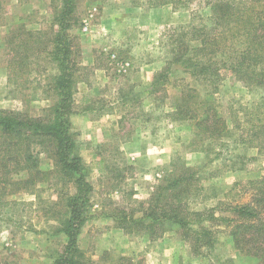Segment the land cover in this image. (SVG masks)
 <instances>
[{
    "label": "rangeland",
    "instance_id": "1",
    "mask_svg": "<svg viewBox=\"0 0 264 264\" xmlns=\"http://www.w3.org/2000/svg\"><path fill=\"white\" fill-rule=\"evenodd\" d=\"M67 5L72 6L69 32L77 60L79 36L103 37L109 45L98 48L104 56L101 64L108 68L107 77L112 80L110 88H117L118 83L126 86L130 78L135 81L128 100L115 107L122 114L120 134H106L101 156L107 171H98L92 155L86 156L88 165L82 160V172L92 191L90 218L77 236L80 252L74 257L75 264H257L256 259L233 247L226 232L217 233L216 245L207 255L195 256L173 230L151 240L145 232L116 227L109 216L121 211L141 215L158 181L183 166L199 167L201 171L198 184L202 189L191 204L195 209L209 207L218 199L245 202L253 192L251 185L236 183L264 176V150L237 143L235 136L215 142L200 139L192 122L171 121L166 116L172 109L170 102H177L175 92L195 87L202 97L209 89L206 83L174 65L163 85L153 91L154 75L172 59L170 28L208 21L209 8L197 0H72L69 4L67 0H0V108L40 115L52 103L53 97L43 90L56 72L47 52L57 30L53 20L61 9H68ZM93 7L98 13L91 30L84 33L82 18ZM110 14L126 17V24L120 21L115 28L101 25V19ZM147 75L151 77L148 85ZM106 90V94H112L113 89ZM214 97L231 126L238 122L247 126L246 113L264 97V90L243 86L228 75ZM72 131L77 142L78 133ZM136 132L146 143L142 156L120 150ZM35 152L38 167L52 170V158L38 147ZM24 175L25 171L15 170L13 162L6 169L0 166V264H53L67 240L64 234L55 232L58 222L52 217L54 211L63 210L62 186L53 173L33 191H16L19 187L9 180ZM120 256L126 259L120 261Z\"/></svg>",
    "mask_w": 264,
    "mask_h": 264
},
{
    "label": "trees",
    "instance_id": "2",
    "mask_svg": "<svg viewBox=\"0 0 264 264\" xmlns=\"http://www.w3.org/2000/svg\"><path fill=\"white\" fill-rule=\"evenodd\" d=\"M195 1V0H188ZM68 4L72 0H67ZM209 8L208 21L193 26L170 28V53L167 67L152 80L153 91L159 89L172 66L209 86L201 97L196 88L175 92L177 102H170L166 112L171 121H190L200 139L212 142L233 138L246 147L264 150V97L248 110L247 126L230 125L218 109L214 94L225 77L251 89L264 90V0H197ZM60 10L53 22L57 27L52 47L47 52L56 72L43 87L53 97L40 115L26 110L0 108V166L13 162L15 170L25 175L11 181L16 191H33L47 174H55L61 184L62 209L54 211L56 233L66 236L64 249L53 264H75L79 254L77 236L90 218L88 204L92 185L82 172L83 161L77 152L70 116L78 111L74 99L77 53L73 51L71 33L72 6ZM191 34L189 38H186ZM37 55V54H36ZM29 58V57H28ZM235 117V115H233ZM235 122V120H234ZM52 158L53 169L38 167L35 148ZM200 168L183 166L158 181L148 196L141 215L111 213L116 227L129 232H145L153 240L173 230L195 256L208 254L217 242V233L226 232L233 247L245 256L264 264V176L247 182L253 192L245 202L224 200L202 209L191 206L202 189ZM19 174V173H18ZM44 176V177H41ZM126 259L123 256L119 260Z\"/></svg>",
    "mask_w": 264,
    "mask_h": 264
},
{
    "label": "crops",
    "instance_id": "3",
    "mask_svg": "<svg viewBox=\"0 0 264 264\" xmlns=\"http://www.w3.org/2000/svg\"><path fill=\"white\" fill-rule=\"evenodd\" d=\"M115 6L112 4V7ZM120 21H122V25L124 26L127 22L126 17L116 18L113 14H110L101 19L100 22L101 25H105L108 28H115L116 26H120ZM104 41H107V39L103 37L99 38L94 34L83 37L79 36L78 38V47L80 48L78 59L79 67L76 71L74 93L78 111L70 116V121L72 129L78 133L77 148L79 156L86 165L90 163L86 159V156H94L93 159L99 165L98 171L106 172V162L101 156L104 154L102 153V149L107 137L106 134L111 131L120 134L119 126L122 114L115 107L124 104L128 100L127 94L129 90L134 88L135 81L130 78L126 86L118 83L117 88H112L113 90L110 88L112 80L107 77L108 68H105L101 64V59L104 56L100 50L102 47L100 48L99 45L104 44ZM110 41L113 42V40ZM107 44L105 43V45ZM142 70L144 71V68ZM97 76H100V78L103 76V79L99 81L100 78ZM150 79L151 77L147 75V85L151 81ZM106 89L112 90V94H106ZM145 145L146 143L142 134L136 132L127 142L122 144L120 150L128 155L142 156ZM163 151L161 150V152Z\"/></svg>",
    "mask_w": 264,
    "mask_h": 264
},
{
    "label": "built area",
    "instance_id": "4",
    "mask_svg": "<svg viewBox=\"0 0 264 264\" xmlns=\"http://www.w3.org/2000/svg\"><path fill=\"white\" fill-rule=\"evenodd\" d=\"M98 13L97 7L91 8L82 18V31L87 33L91 30V24L94 21ZM127 65V63H122V66Z\"/></svg>",
    "mask_w": 264,
    "mask_h": 264
}]
</instances>
